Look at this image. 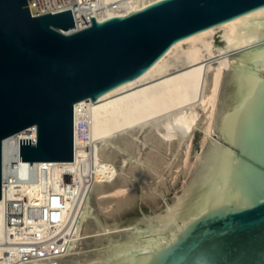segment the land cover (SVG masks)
<instances>
[{
  "label": "water",
  "instance_id": "obj_1",
  "mask_svg": "<svg viewBox=\"0 0 264 264\" xmlns=\"http://www.w3.org/2000/svg\"><path fill=\"white\" fill-rule=\"evenodd\" d=\"M235 18V49L258 42L227 55L218 136L185 185L184 231L110 264H264V0H157L102 21L91 16L72 33L65 32L76 27L71 9L34 16L27 0H0V197L6 137L33 126L36 141L20 138V160H73L77 101H95L144 73L176 41Z\"/></svg>",
  "mask_w": 264,
  "mask_h": 264
},
{
  "label": "bare ground",
  "instance_id": "obj_2",
  "mask_svg": "<svg viewBox=\"0 0 264 264\" xmlns=\"http://www.w3.org/2000/svg\"><path fill=\"white\" fill-rule=\"evenodd\" d=\"M154 1L92 0L87 6H69L76 27L65 32L88 27L91 16L102 21ZM237 22L235 18L180 39L141 75L95 101H77L73 160H20V138L36 141L33 126L4 139L0 264H60V257L94 231L103 233L98 249L84 259L88 264H110L175 241L184 231V192L164 210L114 234L119 225L103 222L96 203L105 210L113 202L121 206L133 195V179L160 177L165 152H177L185 141L184 170H190L194 128L202 110L201 126L205 136L211 133L224 69L230 67L227 55L258 42L235 49L230 37ZM139 131H145L143 144L152 147L145 153L134 137ZM82 213L91 215L83 219Z\"/></svg>",
  "mask_w": 264,
  "mask_h": 264
},
{
  "label": "rangeland",
  "instance_id": "obj_3",
  "mask_svg": "<svg viewBox=\"0 0 264 264\" xmlns=\"http://www.w3.org/2000/svg\"><path fill=\"white\" fill-rule=\"evenodd\" d=\"M219 95H220V90H219ZM218 101H219V96H218ZM217 107H218V103H217ZM200 113L202 116L203 111L201 110ZM216 113H217V108L215 111L212 130L211 133L208 135L209 137L205 136L204 129L201 126L202 123L201 116L200 119L198 120V124L196 125L197 128L196 127L194 128L193 137L190 144L191 147L189 149L190 155L188 156L189 157L188 159H190V161L189 160L188 161L191 164L190 166L191 168H189L190 170H188L187 172L184 170L185 165L183 162L187 158V156L185 157L186 154L184 153H186V148H187L186 145L188 144L187 141H185L184 142L185 144L183 143L177 152L176 151L172 152V150L171 151L167 150L165 152V158L167 159V164L164 165L165 166L164 174H162L160 177H156L155 179H150L149 180L150 182L145 180L138 182L135 179H133L132 182L134 185L131 186L132 188L130 187L131 193H133V195L126 202L121 204V206L119 205L117 207L116 203L113 202L112 204H110V206L114 204L112 206L114 208L111 209L112 207H110L109 209L105 210L102 209V206L100 204L96 203V209L102 221L109 224H113L114 221L118 223H126V224L137 223L141 219H143L144 217L143 214L151 215L154 213H158L164 210L167 204L174 203L175 202L174 200L177 199V196L178 195L180 196L182 192H184L187 180L195 166L196 158L205 148L210 136L211 135H216V137L218 136V133L215 132V128H214ZM144 132L145 131H139L134 135V137L140 143V148L143 153L147 152L149 149L152 148L149 143L148 145L143 144L142 139L145 134ZM122 158L123 157H120L119 159L121 165L123 160ZM151 183H154V185ZM149 184L151 186L153 185L154 187L157 186L156 190L155 188H153V186L151 187ZM96 197L99 198L100 196H96ZM91 228L92 230L95 229V227H91ZM116 229H113L112 232L123 231L128 228H124L123 230L120 229L116 230ZM102 233L103 232L101 233L95 231L91 232L90 235L83 238L78 243V245L72 252L59 258L60 264H88L87 262L84 261V259L86 256L91 255L92 253L95 252V250L98 249L99 247L98 240L102 236L101 235Z\"/></svg>",
  "mask_w": 264,
  "mask_h": 264
},
{
  "label": "built area",
  "instance_id": "obj_4",
  "mask_svg": "<svg viewBox=\"0 0 264 264\" xmlns=\"http://www.w3.org/2000/svg\"><path fill=\"white\" fill-rule=\"evenodd\" d=\"M90 1L92 0H27L30 12L34 16L42 15L50 12L56 13V12L64 11L67 10V8L72 5L76 7L81 4L87 6L90 4Z\"/></svg>",
  "mask_w": 264,
  "mask_h": 264
}]
</instances>
